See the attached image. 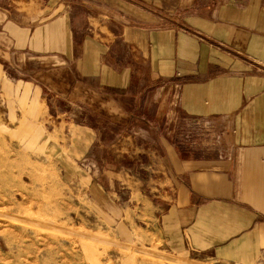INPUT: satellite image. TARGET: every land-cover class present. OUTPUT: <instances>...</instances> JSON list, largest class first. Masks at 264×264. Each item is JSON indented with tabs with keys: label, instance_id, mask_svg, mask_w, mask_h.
Segmentation results:
<instances>
[{
	"label": "rangeland",
	"instance_id": "1",
	"mask_svg": "<svg viewBox=\"0 0 264 264\" xmlns=\"http://www.w3.org/2000/svg\"><path fill=\"white\" fill-rule=\"evenodd\" d=\"M4 1L0 264H264V238L219 253L182 249L173 254L164 248L159 216L173 201L164 193L162 140L193 155L225 156L231 125L214 123L215 130L225 133L208 148L201 127L188 124L202 117L151 125L147 117L135 115V51L113 19L104 25L111 40L100 37L107 46L103 59L99 53L65 51L58 53L63 62L59 65L45 53V66L35 68L40 62L36 57L43 53L13 42L19 30L4 23L34 28L41 21H27L16 9L4 21L3 9L18 7ZM78 1L70 5V26L79 45L83 28L89 31L99 20L85 17L98 12L97 5ZM42 18L53 20L51 12ZM67 54L72 57L67 59ZM124 71L133 84L121 83ZM87 92L97 97L95 104L85 99ZM101 94L113 102L103 104ZM117 107L124 112L117 114Z\"/></svg>",
	"mask_w": 264,
	"mask_h": 264
},
{
	"label": "crops",
	"instance_id": "2",
	"mask_svg": "<svg viewBox=\"0 0 264 264\" xmlns=\"http://www.w3.org/2000/svg\"><path fill=\"white\" fill-rule=\"evenodd\" d=\"M80 1L97 5L98 12L85 17L93 15L99 23L88 26L89 31L83 28L79 45L70 26L73 0L4 1L18 4L3 9L4 21L15 9L27 21H41L34 28L28 23L30 28L4 23L19 30L13 42L43 53L36 57L40 62L35 68L45 66L47 53L59 65L63 62L58 53L65 51L99 53L103 59L107 46L100 37L111 40L104 25L113 19L135 51V115L147 117L151 125L179 117L231 125L225 156L193 155L162 140L164 154L159 160L168 188L164 193L173 201L159 216L165 250L219 253L260 242L264 238V0ZM50 12L53 20L44 22V13ZM9 50L7 46V54ZM40 72L43 75L44 70ZM120 74L123 85L133 84L128 73ZM100 97L103 104L113 102ZM85 99L95 104L97 97L87 92ZM117 108V114L125 110Z\"/></svg>",
	"mask_w": 264,
	"mask_h": 264
},
{
	"label": "built area",
	"instance_id": "3",
	"mask_svg": "<svg viewBox=\"0 0 264 264\" xmlns=\"http://www.w3.org/2000/svg\"><path fill=\"white\" fill-rule=\"evenodd\" d=\"M188 124L191 126L197 127V128L201 127V128H199L201 135L206 137L210 143V147H208V148H214L213 146H215V144L219 143L221 137H223V135L225 133L224 129H221L222 130L221 132L215 130L217 128L214 126V123L210 122L206 118H204V119H202V118H191L188 120ZM224 144H225V151H226L225 155H226L227 149L229 147V143L227 144L225 142Z\"/></svg>",
	"mask_w": 264,
	"mask_h": 264
}]
</instances>
